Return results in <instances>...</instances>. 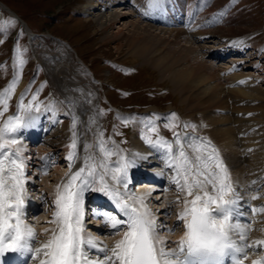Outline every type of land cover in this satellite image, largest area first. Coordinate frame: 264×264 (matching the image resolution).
I'll use <instances>...</instances> for the list:
<instances>
[{
	"label": "snow or ice",
	"instance_id": "1",
	"mask_svg": "<svg viewBox=\"0 0 264 264\" xmlns=\"http://www.w3.org/2000/svg\"><path fill=\"white\" fill-rule=\"evenodd\" d=\"M163 4L164 0H147L149 7L159 8ZM19 63L23 64V59ZM15 83V80L12 81L4 93H0V97L10 96ZM0 104H3V111H7V99L0 98ZM17 109L20 114L8 116L0 125V256L6 253H31L30 241L34 237L33 230L23 225L21 220L27 199L25 161L21 150L13 149L11 145L18 144L16 135L22 129L34 125L38 116L32 114L33 109L38 114L41 106L33 95L27 105L21 99ZM171 116L176 118L175 113ZM125 123L128 121L125 120ZM146 127L148 133L155 132L157 136L153 139L151 135L142 132L141 138L153 148L165 150L168 161L166 166L175 172L171 177L172 182L192 197L191 200L186 198L183 201L184 208L178 214V220H182L184 225L180 239L175 242L158 239V229H163L164 225L157 223L145 203V197L120 193L118 188L105 179L110 174L115 185L122 184L127 189L128 169L134 166V161L108 149L104 134L100 132L98 146L103 159L99 164L94 162V157L86 155L84 166L70 172L66 183L57 185L54 201L56 211L53 213L57 228L51 230L46 243L35 249L37 254H44L45 258L40 260V264H223L225 257L229 258V264H243V260L236 254L242 255L248 248L258 250L259 246L264 245V240H255L240 247L233 241V233H239V239L245 240L246 229L232 222L239 197L228 169L211 141L206 138L194 140L188 144L192 150L190 155L177 132L173 131L178 146L174 149L167 139L158 135L154 121L150 120ZM165 127L174 129L175 125L167 123ZM71 129L72 141L68 145L67 156L70 168L71 161L76 157L78 139L75 117ZM83 147L87 150L91 145L84 143ZM113 155H119L116 167L108 163V158ZM96 183L100 186L93 187ZM88 190L101 192L115 200V207L120 210L122 217H126L123 219L103 214V222L107 227L114 231L125 227L126 231L110 250L101 248L102 258L95 260L89 255L88 249L97 248V244L84 235L83 198ZM252 212H264V206L254 207ZM175 226L174 223L169 230H174ZM168 243L177 246L169 249L166 247ZM252 264H264V256L253 260Z\"/></svg>",
	"mask_w": 264,
	"mask_h": 264
},
{
	"label": "rangeland",
	"instance_id": "2",
	"mask_svg": "<svg viewBox=\"0 0 264 264\" xmlns=\"http://www.w3.org/2000/svg\"><path fill=\"white\" fill-rule=\"evenodd\" d=\"M0 1L9 10L14 12L31 29H35V30L42 29L43 32L50 31L53 34L60 35L62 37L67 38L71 42V44L78 50V53L83 56V58L86 62H88L89 60L94 61V59L96 57H101L103 59V61L110 62L112 65V70L107 69V68H105V66H102V65L100 67L99 60H95L93 62V69H95V70L98 69L96 71L95 75L103 83L105 82L104 80H106L109 84H111L108 86L111 87V86H113L114 83L116 85H119V86L131 85L132 83L136 82L138 77H140V79H142V77L145 78L146 74H148V73L156 74L157 80L159 82H161V83H159V85L162 84L164 90H166V96L164 98H162L161 101H159L158 99L161 98L162 96H157L156 98L155 97L151 98L149 101L152 103L151 104L152 106H150V107H152L154 109L153 105H155V104L157 106L161 105L163 108H168V109H169V107H171L169 110L171 111V114L172 113L176 114L175 119L177 121H179V118L177 115V112H178L180 114V116L182 117V123L185 125H188L187 128L191 127L192 129L196 130L197 126H198L199 129L202 131V133L206 136L205 138L213 140V137H214L215 139H218L219 142H221L222 144L225 141L227 142L228 139L230 138V136L233 134L234 131L230 126H224V127L220 126V127H223L225 129L223 133H215V131H217L216 129L218 128L215 126H213V128H211L209 131H206V129H204L202 127L203 126L201 123L202 120H204L206 118L205 121L208 122V121L213 120L216 117V116L214 117L212 115L211 111L213 109H215L214 110L215 114H216V112H218L222 109L221 107L223 105L221 103L224 100V98H223L224 95L223 96L221 95L222 92H221V89L217 85L218 83H214L213 85H210V86L208 85L207 87L204 86L203 88H201L202 84L205 83V75H206L205 74V71H206L205 67H206V65L199 60L196 61L198 56H194L193 57L194 59L192 58L191 61H189L187 63L183 62V60L188 59L187 56L190 54L191 48L189 45L185 46L184 42L181 39H179V38L175 39V37H178V35H179L175 31H174V33H171V35H169V33H170L169 31H167L165 34H163V33L160 34L159 29L154 27V29L152 28V30H151L152 35L156 38L160 37V39H156V40L153 39L154 40V42H153V40L149 39V38H152L153 37L152 36V37H148V38L144 39V41L142 42V43H145V42H147V40H150V44L152 43V45H154L151 48L154 50L152 52L154 54L151 57L156 58V57L161 56L162 54L164 55V56L162 55V58L168 56V60L171 61L170 67H169V65H167L166 69H165V68H160L159 66L153 65L150 62L143 61V59L138 54L133 53V49L136 46L135 44H137V43L140 44L141 39L139 41L136 40V43L133 46H131L129 44L130 42H129V39L126 38V35L131 34L133 32L132 31L133 28L131 26L128 28H125L122 26L123 28H125L124 32L122 34L117 33V35L114 36V34L111 33V30H112V32L118 30L117 27H120L119 24H115L111 28V30L109 28H107V30H105V29L99 28L98 25L94 23L95 22L94 21L95 14L102 12V13L107 15L110 12L109 9H105L106 11L104 10L106 5L102 7L101 11H99V10L91 11L89 9H86V12H89V11H91V12H90V14L87 13L88 15L85 16L83 13L84 12L83 6L80 5L81 4L80 2H83V5L84 4L88 5L89 0L88 1H86V0H0ZM84 1H86V2H84ZM91 1L94 2V0H91ZM100 1H102L100 4H102V3L105 4L103 0H100ZM251 1L255 5H259L260 2L264 1V0H251ZM87 2H88V4H87ZM70 7L72 8L71 11H70ZM124 7L125 6H122V7L116 6L110 10H112V11L113 10H116V11L122 10L120 12L130 13V12H127L125 9L124 10L121 9ZM81 8H82L83 12L80 10ZM88 8L91 9V7H88ZM84 9H85V7H84ZM72 14L75 17H73ZM127 15H129V14H127ZM234 16H236V15H234ZM257 18L260 19L259 16H257ZM124 21L126 23H131L132 21L135 23L139 22L138 20L135 19V17H132L131 15L126 16L124 18ZM245 23H246L245 27L253 26L254 20L251 18V19H248V21H246ZM139 25L144 27L146 25V23L139 22ZM227 26H229V25L228 24L225 25V27H227ZM221 28H223V27H221ZM241 29L243 30V28L240 26L235 27V28L232 27V29L229 28L230 31H228V32L235 34L237 32H240ZM142 30H143V28H142ZM12 31H13L14 36H16L14 39L15 40V43H14L15 49L12 51V54L15 57V56H17V53L21 49H24L26 46V44L24 42V35H23L24 33H23L22 24L14 15H12L7 9H5L4 7H2L0 5V55L1 56L5 57L6 55H8L10 53L11 42H12V40L10 38L11 37L10 33ZM161 39H162V42H161ZM34 42L36 43L35 52H37V55H40L41 53L43 54L44 52L50 51L48 49L49 47L43 46V45H45L44 44L45 42L42 41L41 38H39V37L36 38L34 40ZM41 45H42V47H40ZM155 46H156L157 50H155L156 49ZM56 49L57 50L60 49V46L56 47ZM155 52H156V54H155ZM165 52H166V54H165ZM175 53H177V54L175 55ZM70 55H72L71 52H70ZM64 56H65L66 60L63 61L64 62L62 64L63 69L60 72H57V73L54 72V74L52 76L49 73L47 75L45 70L43 69V74L45 75V78H47V80H48V82H47L48 85H46V86L44 85L43 89H41L40 92H42V91L47 92L48 91L50 93H55V94H57L55 96L58 99H60V104H58V103L54 104L52 102L51 104L47 103L43 107L44 112H47V113H51L52 111H54V109L56 107H59V108L63 107L64 109H66L65 106L62 104L64 102L62 101V97L59 95V91H58L59 88L56 85V81H55L58 73L68 75L69 77L72 76L77 82L83 84L84 86H87L88 88H91L93 85L89 81L85 82L87 79L86 76L84 74L82 75L79 72V70L76 68L77 67L76 65L73 66V63H72L73 61L67 62V60H69L68 54L65 53ZM19 57H20V59H23V61H24L23 64H25L27 61V62H29V65H27V66H23V64L19 65L17 62V57H16V59L14 58L15 62L12 61V63H9L7 61L6 65H4L3 63H0V84L5 79H7L6 76L11 71H13L14 74L9 75L12 77L10 80H7L8 81L7 83H8V85H10L11 82L15 80L16 85H18L19 81L21 82L24 79H26L25 85L19 94V95H21V94L25 95L26 93H29V91L32 92L33 90H35L37 88L38 82H36L35 78L42 76V75L40 74V71L36 70L37 66L31 65V62H30L31 58H32L31 55L25 56V54L21 51L19 53ZM62 57L63 56L61 55V58ZM20 59H18V60H20ZM51 61L53 63L57 62V60L55 58L51 59ZM126 61H134V63L131 65H126L124 63ZM143 63H144V65L148 66V68H150L148 71H144L143 73L141 72V73H139L133 77H126V76L123 77L121 75L120 71L127 72L130 70H133L134 66H137V65H140ZM75 64H77V63H75ZM114 67L116 68V70L114 69ZM182 67H183V69H186V67L189 68V69H186L188 71L187 77L185 76V77L181 78L178 76L179 75L178 72L182 70ZM40 68H41V65H40ZM12 69H14V70H12ZM189 72H190V74H189ZM195 74H196V76L198 75L199 78H196ZM175 76H176V78H175ZM107 87L102 86L101 87L102 89H101L100 86H98L97 98L101 102V106L106 104L101 92L106 91ZM261 87H264V85H261ZM0 88H1L0 93H4L7 86L0 87ZM66 89H68V88H66ZM99 89H101V91ZM238 90H239V87L232 89V94H233L232 96L233 97H238V95H235L236 91H238ZM258 90H259V88H256L255 91L257 93H259ZM242 91H244V90H242ZM263 92L264 91H261V93H263ZM210 93H211V95L209 96ZM245 93H246V95H249L248 94L249 92H247V90H245ZM76 94H80V93L76 92ZM34 95L36 96V101L39 102V95L37 93H35ZM161 95H162V93H161ZM76 96H78V95H76ZM0 98L7 99V105H8L7 109H9L10 108L9 106H11V101L5 97H0ZM117 99L119 100V98H117ZM117 99L115 101L117 105L118 104L120 105L121 103L124 102V101L121 102V100L117 101ZM165 101H167V103ZM161 103H163V105ZM234 103H235V101H233V108H237V110H240V109H238V107L242 108V106L234 105ZM55 105H56V107H55ZM245 107H246V109H248V106H245ZM2 111H3V104H0V112H2ZM66 111L68 112L67 109H66ZM103 114H104V118H108L107 117L108 112L104 111ZM224 117H226V116H224ZM248 117H250V116H248ZM127 118H129L128 121H130L135 128L141 129L142 132L144 131L145 134L148 133L147 129H146L147 128L146 125L148 124L147 123L148 117H147L146 113L140 112V111L139 112L132 111L130 116L128 114L119 115V119H121V120L127 119ZM255 118L258 119L257 117H255ZM255 118H254V116L253 117L251 116L249 119V124H253L255 122L258 123V121ZM252 119H254V120H252ZM262 121H264V119ZM67 122H69V121L66 120V113L65 112L60 114L59 117L56 116V121H55L56 125L54 127L53 133L56 134L58 136V138H60L62 140L65 138L64 137L65 133H64L63 129H64V127H66ZM207 125L211 126L212 124L209 123ZM155 127L158 129V133L162 134L163 136H166L167 138H169L171 136V129L166 128L164 123H160ZM144 128H145V130H143ZM208 129H209V127H208ZM180 133H182V132H180ZM180 133H178V134H180ZM185 133H187V132H185ZM110 134H111V132L109 129L107 132V135H110ZM228 136H229V138H228ZM53 138L54 137L52 136L51 139H53ZM104 138L107 139L106 137H104ZM133 139H134V137H132L130 139V147H131V142ZM47 142L49 143L50 140H48ZM53 145H56V144H53ZM226 147H228V146H226ZM230 147L232 148L233 144H230L229 148ZM232 149H234V148H232ZM232 163H234V162H232ZM59 166H60V170L63 171L64 165L59 164ZM68 168L66 169V172H67ZM152 185H154V183H152ZM176 218H177V220H173L171 222L179 221L178 215L176 216ZM172 240H177V239L175 238ZM101 245H103V244H101Z\"/></svg>",
	"mask_w": 264,
	"mask_h": 264
},
{
	"label": "bare ground",
	"instance_id": "3",
	"mask_svg": "<svg viewBox=\"0 0 264 264\" xmlns=\"http://www.w3.org/2000/svg\"><path fill=\"white\" fill-rule=\"evenodd\" d=\"M103 1H104L105 4H103V3L100 4L102 1L92 2L91 0H89L88 1L89 4L87 2L88 5H86V4L83 5L85 7V11H86V9H89L91 11H94V10L101 11L102 10V7L105 6V5L106 6H105L104 10L105 9H109L110 12L107 15L104 14V13H102V12H99L98 14H95V16H94V21L95 22L94 23L97 24L99 28L105 29V30H107V28H109L111 30V28L115 24H119L120 27H117L118 30L113 31V32L111 30V33H113L114 36H116L117 33L118 34H122L124 32V29L125 28H128V27L131 26L133 28L132 29L133 32L131 34H127L126 35V38L129 39V42H130L129 44L131 46H133L136 43V40L139 41L141 39V43L140 44L139 43L135 44L136 46L133 49V53L134 54H138L143 59V61L150 62L151 64L156 65V66H159L160 68H165L166 69V66L167 65H169V67H170V62L171 61L168 60V56L162 58V55H163L162 54L161 56L156 57V58L155 57L154 58L151 57L154 54V53H152L154 50L151 49L152 46H154V45H152V43L150 44V40H147V42L142 43L144 41V39L153 36L151 30H152V28L154 29L155 26L146 23V25L143 27V26H140L139 25V22L138 23H135L133 21L131 23H126L124 21V18L126 16H130L131 15L130 13L120 12L122 10H119V11H116V10H113L112 11V10H110V9L116 7V6H120V7L125 6L124 3L127 0H103ZM88 7H91V9L88 8ZM125 7L124 8H121V9L124 10ZM150 8L153 9V12L152 13H155L156 9H158V8H154V7H150ZM91 11L86 12V13L90 14ZM145 13H147L148 15L152 14L151 11L148 10V8L145 11ZM127 14H129V15H127ZM122 26L125 27V28H123ZM142 28H143V30H142ZM159 31H160L159 32L160 34L161 33L165 34L167 32L164 29L163 30L159 29ZM168 31L170 32L169 35H171V33H172L171 31L172 30H168ZM175 32L177 33L176 30H175ZM153 37L152 38H149V39H151V40H153V39L154 40L160 39V37L159 38H156V37L153 38ZM154 40H153V42H154ZM161 42H162V39H161ZM63 47H65V46H63ZM66 48H70L72 50V48L70 46H66ZM155 48H156V46H155ZM155 50H157V48ZM155 54H156V52H155ZM165 54H166V52H165ZM176 54L177 53H175V55ZM51 59H53V58H51ZM186 69H189V68L186 67ZM186 69H183V67H182V70L178 72L179 73L178 76L181 77V78H183L185 76L187 77L188 71ZM189 74H190V72H189ZM175 78H176V76H175ZM66 88H68V89H66ZM245 88L246 87L243 86V85L242 86H239V90L236 91V94L235 95H238V96H247L246 93H245V90H246ZM251 88L253 90H256V88H259V90H258L259 93H261V91H264V90H261L260 87H257V86L250 87V89ZM63 89H64V96L66 97L68 103L70 104L69 105V108H70L71 112L73 113L74 117L76 118V124L77 125H76L75 131L77 132V138H78L77 139V147L75 149L76 157H75V159L73 161H71V168L68 165L69 168H68L67 172L64 174L65 178H64L63 183H66L67 182V179L69 177L70 172L77 171L79 169V167H83L84 166V158H85L86 155H90V156L94 157V162L97 163V164H99L100 157L98 156V153L95 152V149L93 150V148L91 146L90 148H88L87 150H85L84 147H83L84 143H87V140H88V137L89 136H91V135H97L98 134L99 124L98 125H95L93 123V121L96 122V119L94 117L93 118H87V117L91 116L90 113L94 114L93 111L91 110V111L88 112V111H86V110H89L88 108H83L88 103V101L86 99L90 97V94L87 93V91L80 92V94L78 96H76V98H74V95L76 94V92L71 91V88L70 87H65L64 86ZM242 90H244V91H242ZM238 109H240V108L238 107ZM33 115H37L38 118H39V114H33ZM250 117H248V116L247 117H241V116H238L237 117L236 115H233L232 122H235V121H238V120L239 121H248L249 122ZM252 120H254V119H252ZM256 120L258 121V123L257 122L253 123L254 124L253 125V128L254 129H257L259 131V129L261 130V128L259 127L260 121L258 119H256ZM261 123H262V121H261ZM86 125H88V127ZM237 128H238V131L237 132H239V130H241V129H240V127H237ZM216 130L217 131H215V133H223L225 129L223 127H218ZM36 131H37V128H35V130L33 131V134L35 136L37 135V133H39V131L38 132H36ZM179 137H180L181 143L185 146L184 143H186V139H191L192 135L182 132V133L179 134ZM228 138H229V136H228ZM252 140H254V139L251 138V137H249V136H244L242 134L238 135V133H235V131H234L233 134L228 139V141L227 142L225 141L224 142L225 144L224 143L223 144H224V146H228V148H229V145L230 144H233V146H234L237 143H243V144H245L247 146V145H250V144H254V142ZM253 146H258V144L257 145H253ZM185 150L188 152V150H187L186 147H185ZM255 150H257V149H254L253 151H255ZM229 151L231 152L229 154V159L231 160V162H234V163H232V166H233L234 170L236 171V177L233 179V181L235 182V184H233V185H237V188H238V189H236V193H237V195L239 197L237 207L238 208L246 207V209H243V211H247L248 208H249L250 209V214L253 215L254 213L252 212V208H254V207H256V208L261 207V203L260 202L263 201V199H260L258 197L260 195V193L259 194L255 193L253 195V193L256 192V191H253V192H250L249 193L250 200H252V201H251V203H247V201H246L247 200V194L245 192H244V194L241 193V190H244V184L242 183V181L238 177L239 174H240V168H241V166H239L240 164L238 162V158L239 157H238L237 150L232 149L230 147V150ZM130 152H132V154L134 156L138 157V158L135 160L134 166L133 167H130L128 169L129 172H133L134 167L137 165V162L140 159H142L145 162L152 161L153 163H157L156 160L159 159V160H161L163 162L162 164L165 163L167 165V163H168L167 157H165V156L163 157V155H161V156L158 155V158H157V153L154 150L149 149L147 147H144L143 144H142V142L139 141L136 138H134L132 140V142H131V150H130ZM188 153L190 154V152H188ZM123 154L124 153H121V155H123ZM115 162L110 163L111 167H116L117 166ZM98 170L100 172L103 171V169H98ZM152 171H154V172L153 173H149V174H151V179L155 183H154V185H148L150 187L148 189L143 190V191H146V190L148 191V190H151V189H158L159 186L157 184H159L160 182H163L164 180L167 182V181H169V178L171 177V175H170V173H169L168 170H166L164 173L159 172V170H157V169L156 170L155 169H152ZM149 172H151V171H149ZM105 179L108 181V183L110 185H112L113 187L118 188V190H119L120 193L127 192V191L124 190V186L122 184L121 185H115V183L111 180L110 174H109V176L105 177ZM262 191H263V194H264V187L262 188L261 192ZM134 195H136V194H134ZM253 196H255L257 198L256 199H252ZM239 210L238 209L236 210V213H235L234 218H238V212H239ZM242 214H243V212H242ZM243 216H245V215L243 214ZM259 217H260L259 215H256V218L257 219L254 222H250L248 224L239 223L241 225V227L242 228H245V229H246V225H252L253 224V229L248 234H246L245 237H249V235L250 234L252 235L253 232H254V237H257L258 234L260 233V231H263V229H264V219H259ZM233 222L235 223V222H237V220L234 219ZM44 234L45 233L42 232V231H41V233L38 234L37 240H36V242L34 244L35 246L32 247V253L33 254L36 253L35 252V249L39 248L42 244H44L48 240V238L45 239V235ZM180 237L181 236H179V238H176L177 240H172L171 239V241H169V242L178 241L180 239ZM115 242L116 241H111V242H109V243H107L105 245H101L98 242H96L97 248L92 249V252L89 253V255L91 256V258L93 260L100 259V258H102V253H101L100 249L101 248H104V249L110 250L114 246ZM176 246L177 245L175 243H168L166 245V247L169 248V249L170 248H175ZM42 253L43 252H41L39 254H42ZM108 254H110V251H109ZM38 259H39L38 257H33V264L40 263L38 261Z\"/></svg>",
	"mask_w": 264,
	"mask_h": 264
}]
</instances>
